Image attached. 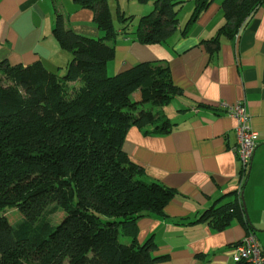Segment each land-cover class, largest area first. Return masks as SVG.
Listing matches in <instances>:
<instances>
[{
  "label": "trees",
  "instance_id": "16d2710c",
  "mask_svg": "<svg viewBox=\"0 0 264 264\" xmlns=\"http://www.w3.org/2000/svg\"><path fill=\"white\" fill-rule=\"evenodd\" d=\"M104 1H82L94 10L102 38L76 34L56 15L54 37L71 53L63 73L40 62L23 66L0 61V264L159 260L151 239L137 243V222L164 216L173 193L146 180L122 145L131 127L144 135L167 133L172 124L164 107L182 90L162 60L106 74L115 56L114 44L106 41L115 32ZM263 2L224 0L225 24L219 33L236 34ZM209 3L197 0L188 24ZM180 4L154 0L152 11L139 19L136 40L143 45L164 41L176 28ZM122 15L120 22L125 21ZM235 216L247 234L253 233L237 197L198 220L222 230Z\"/></svg>",
  "mask_w": 264,
  "mask_h": 264
},
{
  "label": "crops",
  "instance_id": "0c3cea01",
  "mask_svg": "<svg viewBox=\"0 0 264 264\" xmlns=\"http://www.w3.org/2000/svg\"><path fill=\"white\" fill-rule=\"evenodd\" d=\"M82 1L0 0V61L23 66L40 62L49 71L63 73L71 53L54 37L56 15L61 14L65 28L78 35L100 36L94 10ZM223 1L210 0L191 24L197 0L178 20L180 4L176 28L157 44H140L123 33L125 28L118 30L124 60L116 61L115 52L106 65L107 71L114 62L117 74L139 63L162 60L173 84L182 90L173 99V114L163 110L172 124L167 133L144 135L142 129L131 127L122 145L146 180L173 193L164 216L137 222L136 241L139 245L153 241L156 264H235L234 248L247 235L241 220L235 216L217 230L198 219L212 207L235 197L241 200V194L244 216L264 257V2L236 34L226 36L219 33L225 24ZM104 2L107 6L110 0ZM214 39L215 44L208 43ZM239 101L246 105L257 143L244 178L230 151L236 143V122L220 108Z\"/></svg>",
  "mask_w": 264,
  "mask_h": 264
},
{
  "label": "built area",
  "instance_id": "2783aa9c",
  "mask_svg": "<svg viewBox=\"0 0 264 264\" xmlns=\"http://www.w3.org/2000/svg\"><path fill=\"white\" fill-rule=\"evenodd\" d=\"M220 108L236 122V143L230 148L231 153L241 165L242 177L247 174L257 143L252 131L250 117L243 101L234 104H220ZM232 261L235 264H264L262 247L253 233L247 234L234 248Z\"/></svg>",
  "mask_w": 264,
  "mask_h": 264
},
{
  "label": "rangeland",
  "instance_id": "374dc122",
  "mask_svg": "<svg viewBox=\"0 0 264 264\" xmlns=\"http://www.w3.org/2000/svg\"><path fill=\"white\" fill-rule=\"evenodd\" d=\"M108 1V0H107ZM183 2L182 3V8L180 9L179 13H178V20H180L182 18V16L184 14L187 15L188 11L190 12V10L193 7V0H178ZM153 2L154 0H127L124 2H120L119 0H110V2H108L107 7L108 10L110 12V19H111V23L113 26V30H114V38L112 40H108L106 41L107 44H114L115 47V52H116V61L118 60H124L123 56H124V50L119 49V43L122 42V35H118V30H122L123 28H125L123 31L124 34L129 35L131 38L134 36L135 37V31H136V27L138 25L139 19L140 17L146 15L147 13H149L152 9H153ZM129 4H133V5H129ZM128 6L129 9L128 10ZM119 14H123L122 17L125 19L124 22H120V20L118 19V15ZM100 31V30H99ZM100 36L99 38L103 37V32L101 33V31L99 32ZM114 62L112 65V62L109 63L106 74L108 76H112L115 75V72L113 71V66H114ZM149 107V105H146V108ZM176 108V102L173 100L170 102L169 105L164 107V110H166V113L169 115H172V110ZM120 241L121 242H126V238L120 237Z\"/></svg>",
  "mask_w": 264,
  "mask_h": 264
},
{
  "label": "water",
  "instance_id": "95a60500",
  "mask_svg": "<svg viewBox=\"0 0 264 264\" xmlns=\"http://www.w3.org/2000/svg\"><path fill=\"white\" fill-rule=\"evenodd\" d=\"M241 202H242V206H243L244 212L246 214V208H245V205H244V199H243V195L242 194H241Z\"/></svg>",
  "mask_w": 264,
  "mask_h": 264
}]
</instances>
